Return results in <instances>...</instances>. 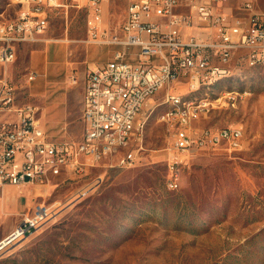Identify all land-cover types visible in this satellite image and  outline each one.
<instances>
[{
  "label": "rangeland",
  "instance_id": "obj_1",
  "mask_svg": "<svg viewBox=\"0 0 264 264\" xmlns=\"http://www.w3.org/2000/svg\"><path fill=\"white\" fill-rule=\"evenodd\" d=\"M257 3L264 6V0ZM104 5L111 24L124 21L126 0H105ZM18 9L16 0H0V22ZM88 18L87 7L54 11L46 41L22 45L8 69L20 102L40 108L42 124L54 140L81 139L84 77L96 67L91 58L100 64L108 59L107 47L88 41ZM61 43L64 61L52 64L66 67L67 74L50 92L51 98L67 93L68 109L54 128L44 117L45 100L33 93L34 82L27 77L39 57L32 51L52 45L58 56ZM232 66L229 75L195 93L185 79L173 83L171 92L210 101L198 126L242 128V149L196 151L183 169L181 187L167 189L171 132L161 118L171 106L163 103L168 89L162 90L145 113L135 167L100 169L95 171L99 179L94 174L82 182L55 179L23 192L11 185L0 188V238L36 201L54 208L53 217L1 256L0 264H264V67L236 61Z\"/></svg>",
  "mask_w": 264,
  "mask_h": 264
},
{
  "label": "built area",
  "instance_id": "obj_2",
  "mask_svg": "<svg viewBox=\"0 0 264 264\" xmlns=\"http://www.w3.org/2000/svg\"><path fill=\"white\" fill-rule=\"evenodd\" d=\"M126 1L127 16L115 25L105 0H16V15L0 22V188L11 185L23 192L55 179L82 182L100 169L135 167L143 148L141 123L154 97L165 89L163 103L182 98L181 111L161 118L171 132L167 189L181 187L183 169L196 151L243 148L240 127L198 126L210 111V101H185L171 90L185 79L195 93L216 75L233 71L235 61L263 68L264 6L258 0H236L235 5H229L231 0ZM74 5L89 10L88 41L112 52L85 75L81 139L54 140L41 123L40 108L20 102L8 69L22 45L46 41L54 11ZM182 29L191 30L187 39ZM36 78L30 71L28 81ZM76 82L72 76L71 83ZM53 215L52 205L36 201L0 238V256Z\"/></svg>",
  "mask_w": 264,
  "mask_h": 264
},
{
  "label": "crops",
  "instance_id": "obj_3",
  "mask_svg": "<svg viewBox=\"0 0 264 264\" xmlns=\"http://www.w3.org/2000/svg\"><path fill=\"white\" fill-rule=\"evenodd\" d=\"M235 3H236V0H231L229 5H235ZM228 8L230 9V7ZM200 30H203V29H200ZM190 32H191L190 29H182L183 37L187 39L190 35ZM52 45H45L44 48H38L32 51V53L39 54V57L36 58V64H35L36 67L31 68V71H35L37 73V78L34 81H32L34 82L32 91L34 94L39 96V98H42L45 100L46 104L43 109L44 117L47 118V121L49 122L51 126L56 128L60 124L63 123L66 117L67 109H68V95L67 93L63 92L57 98H51L50 88L51 86L56 85V84H60V85L63 84L64 83L63 76L67 74V71H66V67L64 66L59 67V64H57L58 66L57 65L53 66L52 64V61H55V60L64 61V57L62 54V49L64 48V45L62 43L59 44L60 53L58 54V56H54L52 54L51 52ZM94 46H98V45L94 44ZM107 48H108L107 58L109 59L112 49H110L109 47ZM91 60L96 65H100V63L97 60L93 58H91ZM84 81H85V77H84ZM84 97H85V92H84ZM84 97H83V105H84ZM31 207L25 209L24 212H27L28 210H30Z\"/></svg>",
  "mask_w": 264,
  "mask_h": 264
},
{
  "label": "bare ground",
  "instance_id": "obj_4",
  "mask_svg": "<svg viewBox=\"0 0 264 264\" xmlns=\"http://www.w3.org/2000/svg\"><path fill=\"white\" fill-rule=\"evenodd\" d=\"M264 67V66H263ZM231 71L229 72H224V73H221L220 75H216L215 77H213L211 80L207 81L205 83V85H208L216 80H218L219 78H222V77H225L227 75L230 74ZM184 100L185 101H193L192 100H188L186 99L185 95H184ZM197 101V100H195ZM168 103L170 104L171 108L169 111H167L165 114H174L178 111H181V105H182V98H168ZM145 125H146V119L144 118V122L141 123V135L145 129ZM1 257V256H0Z\"/></svg>",
  "mask_w": 264,
  "mask_h": 264
}]
</instances>
